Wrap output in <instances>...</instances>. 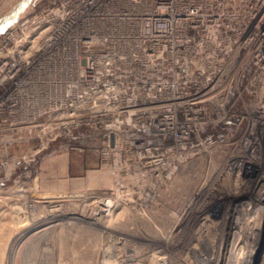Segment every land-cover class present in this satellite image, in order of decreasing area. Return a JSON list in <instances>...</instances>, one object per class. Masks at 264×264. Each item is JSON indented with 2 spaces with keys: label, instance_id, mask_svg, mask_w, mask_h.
Wrapping results in <instances>:
<instances>
[{
  "label": "rangeland",
  "instance_id": "374dc122",
  "mask_svg": "<svg viewBox=\"0 0 264 264\" xmlns=\"http://www.w3.org/2000/svg\"><path fill=\"white\" fill-rule=\"evenodd\" d=\"M61 2L0 0V60L37 62L40 21L54 28ZM249 5L239 2L241 26ZM237 54L198 136L163 163L135 156L174 144L148 131L162 114L97 116L61 133L39 125L42 112L30 131L0 124V264H264V53L244 43ZM2 84L0 102L12 87Z\"/></svg>",
  "mask_w": 264,
  "mask_h": 264
},
{
  "label": "built area",
  "instance_id": "2783aa9c",
  "mask_svg": "<svg viewBox=\"0 0 264 264\" xmlns=\"http://www.w3.org/2000/svg\"><path fill=\"white\" fill-rule=\"evenodd\" d=\"M62 1L54 28L48 14L40 21L45 32L37 62L13 55L0 60V85H12L0 102V124L11 129L30 131L40 112L50 118L39 125L61 133L68 124L93 125L97 116L140 110L164 115L148 131L158 134L166 120L173 128L165 135L173 138L188 117L203 125L207 101L223 97V85L234 80L242 44L264 53V0H245L249 16L242 26L240 0ZM2 107L9 117H1ZM179 112L186 115L180 124ZM156 146L135 156L151 164Z\"/></svg>",
  "mask_w": 264,
  "mask_h": 264
},
{
  "label": "bare ground",
  "instance_id": "6f19581e",
  "mask_svg": "<svg viewBox=\"0 0 264 264\" xmlns=\"http://www.w3.org/2000/svg\"><path fill=\"white\" fill-rule=\"evenodd\" d=\"M260 38H262V39H260V41H263V37H260ZM259 40V39H258ZM260 45H261V43H260ZM260 49H262V47H259V50ZM225 112H221L219 115H223ZM211 116V115H210ZM211 118V117H210ZM222 120V119H221ZM173 123L172 122H169V121H166V120H164L163 122H161L160 123V125H165V127H157V130H159L158 132V134H167V133H169V131L168 130H170V129H172L173 128V125H172ZM204 125L205 124H199V123H197L196 122V119L195 118H190V117H188V119H187V127H186V129L184 130V129H182L180 126H178L177 128H176V130L175 131H173V134H172V137H173V139H174V141H175V143H174V145L173 146H171V147H169V148H167V149H162V147H159V146H156L155 147V156H156V159H155V162H152V163H154V164H158V163H163L162 161L164 160V158L166 157V159L168 160L171 156H170V154H174V150L175 149H179L180 151H182V150H185L188 146H189V144H190V142H191V140L190 141H188L187 139H186V135L185 134H190L191 135V137L193 138V137H196V136H198V131H197V129L199 128H203L204 127ZM198 129V130H199ZM184 135V136H183ZM190 137V138H191ZM191 138V139H192ZM252 148H255V147H257L258 145H255V142H254V139H253V142H252V145H250ZM264 146V145H263ZM258 148V147H257ZM257 148L255 149V150H257ZM263 149V148H262ZM164 154H166V155H164ZM264 154V153H263ZM262 154V156L264 157V155ZM176 158V157H175ZM172 159H170L169 161H171ZM174 161H176V159L174 160ZM151 163V164H152ZM263 180H264V178H263ZM235 220V219H234ZM237 220V219H236ZM237 228V227H236ZM235 228V229H236ZM241 229V228H240ZM243 229V228H242ZM256 232V231H255ZM236 233V232H235ZM241 234V233H240ZM244 236V235H243ZM252 236V235H251ZM234 237V236H233ZM235 238V237H234ZM248 238V237H247ZM233 241V240H232ZM230 259V258H229ZM243 263V262H242ZM232 264H235L234 262L232 263ZM238 264V263H237Z\"/></svg>",
  "mask_w": 264,
  "mask_h": 264
}]
</instances>
